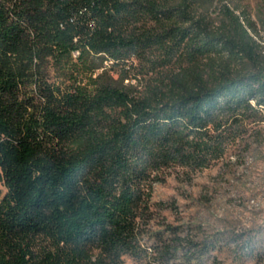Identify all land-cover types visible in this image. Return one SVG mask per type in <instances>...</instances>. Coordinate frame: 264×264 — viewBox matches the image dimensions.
<instances>
[{
  "label": "trees",
  "instance_id": "16d2710c",
  "mask_svg": "<svg viewBox=\"0 0 264 264\" xmlns=\"http://www.w3.org/2000/svg\"><path fill=\"white\" fill-rule=\"evenodd\" d=\"M240 1L0 0V264L264 257L257 231L160 225L153 198L262 152L264 42Z\"/></svg>",
  "mask_w": 264,
  "mask_h": 264
},
{
  "label": "rangeland",
  "instance_id": "374dc122",
  "mask_svg": "<svg viewBox=\"0 0 264 264\" xmlns=\"http://www.w3.org/2000/svg\"><path fill=\"white\" fill-rule=\"evenodd\" d=\"M240 3L257 22L264 42V0ZM259 150L262 152L247 153L240 160L233 158L229 164L227 158L220 160L190 179L173 172L165 182L156 184L153 198L159 224L166 220L194 235L224 229L228 230L226 240L233 233L253 230L264 244V144ZM4 191L0 177V195ZM124 264L140 263L126 258ZM211 264H264V257L241 258L228 244Z\"/></svg>",
  "mask_w": 264,
  "mask_h": 264
}]
</instances>
